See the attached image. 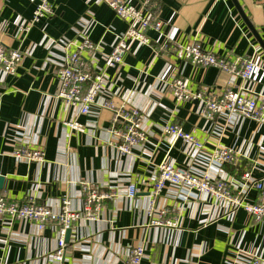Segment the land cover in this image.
<instances>
[{"label": "crops", "instance_id": "0c3cea01", "mask_svg": "<svg viewBox=\"0 0 264 264\" xmlns=\"http://www.w3.org/2000/svg\"><path fill=\"white\" fill-rule=\"evenodd\" d=\"M122 1L137 10L144 8L165 26L161 33L147 32L150 45L129 43L122 65L106 71L104 96L86 116L57 99V71L67 55L62 42L80 45L89 37L98 47L97 65L103 68V55L126 34L128 23L98 0H55V15L24 32L21 26L32 20L39 0H0V42L29 53L16 75L4 76L0 71V179H4L0 196L19 203L34 199L56 209L69 197L81 211V183L98 185L106 193L125 191L132 184L137 187L131 201H105L100 222L85 218L76 222L64 264H127L129 251L140 243L146 245L142 264H249L253 257L264 264V222H256L243 210L231 215L205 195L185 196L169 188L157 205L169 210L166 221L178 220L177 227H154L148 216L156 170L166 160L234 186L250 168L253 178L264 182V121L240 119L226 129L224 123H210L202 116L200 101L180 105L167 90L173 79L183 77L190 81L192 93L218 95L241 88L264 102V49L232 0H158L148 7L147 0ZM238 2L264 43V4ZM166 43L171 47L164 48ZM187 45L231 62L255 55L258 68L245 82L213 67H196L176 52ZM103 97L118 105L137 106L148 116V142L132 155H122L110 145L113 117L102 108ZM72 121L85 132H71L65 123ZM170 123L194 133L204 143L203 150L165 136L164 127ZM219 146L242 156L238 169H219L211 163ZM21 149L41 150L44 161H20L15 153ZM257 196L251 191L247 203ZM56 247L52 229L19 221L10 228L0 220V264H54L50 256Z\"/></svg>", "mask_w": 264, "mask_h": 264}, {"label": "built area", "instance_id": "2783aa9c", "mask_svg": "<svg viewBox=\"0 0 264 264\" xmlns=\"http://www.w3.org/2000/svg\"><path fill=\"white\" fill-rule=\"evenodd\" d=\"M107 5L115 14L128 23L126 34L121 37L109 54L103 55L104 67L97 65L96 55L98 47L89 37H85L82 44L77 45L72 41H63L66 58L58 68L57 75L60 81V90L57 99L78 110L80 115L92 114V109L98 100L104 96L106 86V71L122 65L128 53L129 43L132 41L150 45L151 41L146 34L153 29L161 33L165 23L154 14L145 12L144 8L137 10L125 4L122 0H98ZM155 0H147L146 7ZM264 4V0H256ZM55 0H39L32 20L22 24L21 30L28 32L42 19L55 15ZM169 48V43L163 45ZM171 47V46H170ZM179 57L196 67H213L219 71L233 74L245 82L253 79L258 68L255 55L241 62H231L213 53L204 52L197 45H187L176 50ZM87 55V58H84ZM27 51L12 50L0 42V71L4 76L16 75L25 58ZM87 59V60H86ZM175 102L184 104L198 100L202 105V116L210 123L222 122L226 129L233 127L236 120L251 119L256 122L264 121V102L261 96L241 88L227 90L218 95H209L199 92L192 93L190 81L183 77L173 79L168 85ZM102 108L112 114L109 133L112 141L110 145L122 155H132L135 149L148 142L147 123L148 116L137 106H130L127 102L121 105L103 97ZM71 132L84 133L85 128L77 121L65 123ZM225 129V130H226ZM164 135L173 142L182 141L192 149L201 151L204 143L194 135L184 131L182 126L170 123L164 127ZM15 156L20 161L28 164L42 163L44 153L41 150L21 149ZM241 158L235 150L219 146L215 150L211 163L222 169L225 166L240 167ZM245 172L242 182L237 186L229 184L222 178H213L209 174L197 175L192 171L176 167L168 160L162 162L156 170L154 177V190L150 195L148 216L151 223L157 227L176 228L178 220H167L169 211L159 208L157 199L169 188H177L182 195L188 196L191 192L203 194L213 199L217 204L228 209L229 214L243 210L256 222H264V182L253 178L251 170ZM244 173V172H243ZM84 197L83 208L78 211L74 208L73 200L69 197L61 201L59 209L46 204H39L34 199L27 203L9 201L0 196V220L10 228L19 221L33 225L36 229H52L56 234V251L50 256L54 264H64L67 250L66 237L80 218H85L91 223L102 220L103 204L108 200H133L137 194V187L132 184L125 191L106 193L102 187L91 183H81ZM251 191H256L258 196L255 202L249 204L246 199ZM146 257V245L140 243L129 251L127 264H142ZM249 264H262V260L253 257Z\"/></svg>", "mask_w": 264, "mask_h": 264}, {"label": "water", "instance_id": "95a60500", "mask_svg": "<svg viewBox=\"0 0 264 264\" xmlns=\"http://www.w3.org/2000/svg\"><path fill=\"white\" fill-rule=\"evenodd\" d=\"M232 2L234 3L236 9L238 10L239 14L241 15L242 19L244 20V22L246 23V25L248 26V28L250 29V31L252 32V34L254 35V37L257 39L258 43L262 46V48L264 49V43L261 40V38L259 37L257 31L253 28V26L251 25L250 21L248 20V18L246 17V14L242 8V6L240 5V3L238 2V0H232ZM4 179H0V186L2 185ZM70 235H71V230L68 231L67 233V237H66V242L68 243L70 240Z\"/></svg>", "mask_w": 264, "mask_h": 264}, {"label": "rangeland", "instance_id": "374dc122", "mask_svg": "<svg viewBox=\"0 0 264 264\" xmlns=\"http://www.w3.org/2000/svg\"><path fill=\"white\" fill-rule=\"evenodd\" d=\"M242 159V158H241ZM248 169H250V168H247L245 171H244V173H243V175L241 176L242 178H241V180H240V183L242 182V179H243V176H244V174H245V172H249L248 171ZM251 173H252V171H251ZM192 193H196V192H191L190 194H192ZM198 194H200V193H198ZM201 195H203V194H201ZM162 196V195H161ZM157 203H158V199H157ZM216 203V202H215ZM217 204V203H216ZM220 205V204H219ZM167 209V208H166ZM168 210V209H167ZM169 211V210H168ZM150 218V217H149ZM167 218V217H166ZM150 220H151V218H150ZM151 225H152V223H151ZM152 226H154V225H152ZM154 227H157V226H154ZM161 228H164V227H161Z\"/></svg>", "mask_w": 264, "mask_h": 264}, {"label": "trees", "instance_id": "16d2710c", "mask_svg": "<svg viewBox=\"0 0 264 264\" xmlns=\"http://www.w3.org/2000/svg\"><path fill=\"white\" fill-rule=\"evenodd\" d=\"M157 1H158V0H155L154 2L156 3ZM157 3H158V2H157ZM155 9H156V10H155ZM154 10H155V11H154L153 13L157 14V13H156L157 10H158V9H157V6H156V8H154ZM233 167H235V169H238V167H236V166H233Z\"/></svg>", "mask_w": 264, "mask_h": 264}]
</instances>
